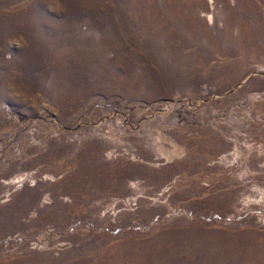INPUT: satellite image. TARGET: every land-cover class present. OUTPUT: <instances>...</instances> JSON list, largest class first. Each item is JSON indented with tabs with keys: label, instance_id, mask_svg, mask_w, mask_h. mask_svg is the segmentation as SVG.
Returning <instances> with one entry per match:
<instances>
[{
	"label": "rangeland",
	"instance_id": "1",
	"mask_svg": "<svg viewBox=\"0 0 264 264\" xmlns=\"http://www.w3.org/2000/svg\"><path fill=\"white\" fill-rule=\"evenodd\" d=\"M263 243L264 0H0V264Z\"/></svg>",
	"mask_w": 264,
	"mask_h": 264
},
{
	"label": "bare ground",
	"instance_id": "2",
	"mask_svg": "<svg viewBox=\"0 0 264 264\" xmlns=\"http://www.w3.org/2000/svg\"><path fill=\"white\" fill-rule=\"evenodd\" d=\"M169 236L167 237V238H164V239H160V238H158L156 241H155V243L157 244V245H159V246H161V247H163V248H161V249H159V247H156V249L158 250V251H156V252H153L154 254H152L151 256H154L153 258H154V260H153V262H158L159 260H161L164 256H166V249H167V246H170V245H173L172 247H171V249H172V253H174L173 255H175L178 259H180V257H183L184 259L186 258V256H187V251L185 250L184 252V254L185 255H183V256H180L179 254H178V251L180 250V245L179 244H175L173 241L169 244L168 243V241L170 240L171 241V239L172 238H174V234L172 233V232H169V233H167ZM262 237V236H261ZM176 238H177V235H176ZM156 239V238H155ZM155 239H153V240H155ZM177 240L179 241V239L177 238ZM179 243H183V242H180L179 241ZM184 244V243H183ZM185 245V244H184ZM187 246V245H186ZM261 246L263 247L264 246V243L263 244H261ZM185 248H187V247H185ZM150 252V251H149ZM149 255V254H148Z\"/></svg>",
	"mask_w": 264,
	"mask_h": 264
}]
</instances>
